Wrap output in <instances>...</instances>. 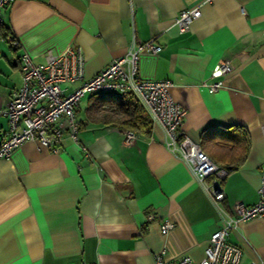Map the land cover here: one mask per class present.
Listing matches in <instances>:
<instances>
[{
    "label": "crops",
    "instance_id": "crops-1",
    "mask_svg": "<svg viewBox=\"0 0 264 264\" xmlns=\"http://www.w3.org/2000/svg\"><path fill=\"white\" fill-rule=\"evenodd\" d=\"M201 1L14 0L1 10L8 34L0 36V142L22 83V53L43 63L49 51L78 47L91 77L132 42L154 39L161 50L140 55L139 76L171 82L172 99L186 111L182 129L195 141L211 127L247 129V157L222 179L219 205L230 212L236 202L255 203L264 169V0L204 3L178 32L175 16ZM227 59L233 71L210 92L201 82L215 80L213 67ZM91 95L76 109L79 144L65 136L53 152L26 141L0 159V264H154L163 248L168 258L200 261L221 226L217 204L166 146L158 123L125 144L123 129L93 119ZM165 221L173 228L162 235ZM229 240L242 250L239 264H258L264 217L241 222Z\"/></svg>",
    "mask_w": 264,
    "mask_h": 264
},
{
    "label": "built area",
    "instance_id": "built-area-1",
    "mask_svg": "<svg viewBox=\"0 0 264 264\" xmlns=\"http://www.w3.org/2000/svg\"><path fill=\"white\" fill-rule=\"evenodd\" d=\"M13 1L0 0V23L1 10ZM212 1L202 0L199 4L181 9L173 20L178 32L186 31L201 15V5ZM11 43L16 45L14 39ZM160 50L161 45L154 39L132 42L124 54L112 59L91 77L84 75L85 60L78 47H68L61 53L49 51L43 63H35L28 53H22L19 56L22 83L12 92L5 110L8 132L0 142V159L9 158L13 150L26 141H33L53 152L59 151L65 136L79 144L76 109L82 97L94 93L132 94L151 121L164 129L168 136L166 146L188 165L193 176L217 204L221 215V226L211 234L200 261L194 262L186 254L168 258L163 248L154 254V264H239L242 250L229 240V234L243 221L264 217V169L255 203L245 205L236 202L230 212L220 207L219 203L225 197L221 181L228 173L227 169L217 165L202 149L200 142L183 131L186 111L172 99L169 91L171 82L167 79H142L139 76L140 55L144 52L157 54ZM233 69L231 60H222L213 67L210 75L216 79L203 80L201 85L210 92H217L223 87V78ZM75 82H79L76 87H68ZM123 133L124 143H131L134 132L123 130ZM145 220L154 221L155 214L148 213ZM172 228L173 223L165 221L160 225V232L166 235ZM258 264H264V258H260Z\"/></svg>",
    "mask_w": 264,
    "mask_h": 264
},
{
    "label": "trees",
    "instance_id": "trees-1",
    "mask_svg": "<svg viewBox=\"0 0 264 264\" xmlns=\"http://www.w3.org/2000/svg\"><path fill=\"white\" fill-rule=\"evenodd\" d=\"M7 28L0 23V36L7 35ZM87 107L93 119L130 130L141 135H149L151 119L132 94L116 95L96 93ZM249 134L245 127H211L203 131L200 145L210 158L227 171L237 169L245 161L249 151Z\"/></svg>",
    "mask_w": 264,
    "mask_h": 264
}]
</instances>
